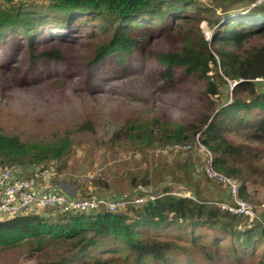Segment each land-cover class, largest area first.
<instances>
[{
	"label": "trees",
	"instance_id": "trees-1",
	"mask_svg": "<svg viewBox=\"0 0 264 264\" xmlns=\"http://www.w3.org/2000/svg\"><path fill=\"white\" fill-rule=\"evenodd\" d=\"M202 21L212 26L210 39L204 37ZM154 36L160 40L153 41ZM82 44L89 53L76 63L88 88L105 72L124 74L140 60V69L146 68L165 88L199 86L195 92L201 97L227 88L230 99L203 113L200 122L141 114L113 128L111 140L140 151L199 140L213 153L214 167L238 182L244 198L249 196L247 185L264 178V152L248 142L264 145V89L255 80L264 77V0H212L205 5L200 0L0 2V51L5 55L0 65L12 66L8 80L15 81L20 73L22 85L25 79L30 82V73H40L39 80L63 78L75 65L71 47L77 50ZM232 81L236 83L230 87ZM88 126L83 123L79 129ZM238 132L244 140L230 138ZM69 149L66 138L26 143L17 134L0 131V164L19 173L32 163L47 166ZM161 167L147 169L131 183L156 193L148 188L163 184ZM190 169L187 164L183 171L186 183ZM170 188L124 210L100 207L0 218V248L26 245L39 252L38 264H264V222L249 224L197 196L164 194Z\"/></svg>",
	"mask_w": 264,
	"mask_h": 264
},
{
	"label": "rangeland",
	"instance_id": "rangeland-1",
	"mask_svg": "<svg viewBox=\"0 0 264 264\" xmlns=\"http://www.w3.org/2000/svg\"><path fill=\"white\" fill-rule=\"evenodd\" d=\"M200 1L205 5L212 0ZM210 26L207 21L200 23L206 39L211 36ZM158 40L154 36L153 41ZM87 50L83 44L77 50L71 47L70 52L76 53L75 65L71 71L67 69L63 78L52 76L54 78L39 80L40 73H30V78H27L30 82L24 81L26 85L17 81L21 73L15 81L8 80V70L12 66L0 65V131L17 134L26 143L68 139L70 149L45 167L52 169L54 184L58 183L73 194L105 193L115 196L126 192H147L143 186L132 184L131 180L134 176L141 178L147 169L158 164L162 165L163 184L157 185L159 187L150 185L148 190L160 193L163 187L169 186L172 190L182 188L185 192L193 191L191 196L194 199L197 196L207 202L214 201L215 198H204L215 187L208 185L210 182L200 169L199 160H203L200 151L173 152L168 148L140 151L125 141L111 140V131L125 119L141 114L170 121L200 122L203 113L211 112L214 106L230 99L226 86L222 87L221 93L205 97L197 96L195 89L199 86L165 88L153 80L146 68L145 71L144 67L140 69V60L137 66L124 74L109 76L105 72L99 80H92L94 87L88 88L83 84L84 71L76 63L82 53H89ZM0 56L5 55L0 51ZM15 62L19 63L18 60ZM259 83L264 89V80ZM83 123L89 126L79 129ZM229 136L234 141L244 140L242 132ZM248 142L264 152V145ZM261 163L264 164V158ZM40 164H28L27 172L41 168L43 165ZM187 164L191 166L189 183L185 182L183 174ZM168 171L183 181L171 179ZM86 174L91 178L86 177L82 181L81 177ZM249 185L250 193L245 198L257 205L264 200V178ZM37 256H40L39 252L26 245L0 248V264H38ZM39 259L46 260L44 256Z\"/></svg>",
	"mask_w": 264,
	"mask_h": 264
},
{
	"label": "built area",
	"instance_id": "built-area-1",
	"mask_svg": "<svg viewBox=\"0 0 264 264\" xmlns=\"http://www.w3.org/2000/svg\"><path fill=\"white\" fill-rule=\"evenodd\" d=\"M255 80L259 82L264 80V77H256ZM235 83L236 81L230 82V87ZM169 149L173 152L194 150L202 153L203 163L200 169L205 178L224 186L228 191V199H214L207 203L217 205L230 214L244 216L249 224L254 220L264 222L257 212V207L264 209V200L257 206L240 196L239 184L231 176L214 167L213 153L199 140L193 144H174ZM87 175L82 176L81 180H85L86 177L91 178V175ZM164 194L192 198V192L190 190L185 192L182 188L177 190L170 188V191ZM156 195L158 194L147 191L138 194L126 192L115 196L112 194L81 196L72 194L58 183L54 184L52 169L49 167L41 166L29 172L22 170L19 173L9 165L0 164V218H14L25 213H41L47 217L55 213L85 212L100 207L117 210L128 204H141L147 200H153L157 197Z\"/></svg>",
	"mask_w": 264,
	"mask_h": 264
},
{
	"label": "crops",
	"instance_id": "crops-1",
	"mask_svg": "<svg viewBox=\"0 0 264 264\" xmlns=\"http://www.w3.org/2000/svg\"><path fill=\"white\" fill-rule=\"evenodd\" d=\"M208 182H210L208 185L209 186L213 185L215 187V189L208 191L209 194H207L204 198L228 199V191L224 186H222L218 183H214V182L209 181V180H208ZM51 190L53 191V188ZM191 192L193 193V191H191ZM249 193H250V185L248 184L247 185V194H249ZM200 194L201 193L199 190V195ZM257 206H258V204H257ZM257 212L259 213L261 219L264 221V209L257 207ZM242 217L246 219V217H244V216H242Z\"/></svg>",
	"mask_w": 264,
	"mask_h": 264
}]
</instances>
